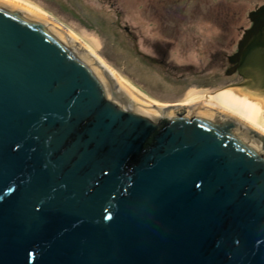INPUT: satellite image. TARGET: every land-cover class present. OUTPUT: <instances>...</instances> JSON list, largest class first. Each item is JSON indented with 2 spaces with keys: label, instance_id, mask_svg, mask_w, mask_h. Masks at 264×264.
Masks as SVG:
<instances>
[{
  "label": "water",
  "instance_id": "water-1",
  "mask_svg": "<svg viewBox=\"0 0 264 264\" xmlns=\"http://www.w3.org/2000/svg\"><path fill=\"white\" fill-rule=\"evenodd\" d=\"M249 18L231 87L264 97V6ZM190 106L142 102L0 0V264H264V137Z\"/></svg>",
  "mask_w": 264,
  "mask_h": 264
},
{
  "label": "rangeland",
  "instance_id": "rangeland-1",
  "mask_svg": "<svg viewBox=\"0 0 264 264\" xmlns=\"http://www.w3.org/2000/svg\"><path fill=\"white\" fill-rule=\"evenodd\" d=\"M25 1L61 22L124 79L172 106L231 87V80L216 78L214 66L223 69L237 53L252 27L250 13L264 6V0ZM157 47L167 53L157 54Z\"/></svg>",
  "mask_w": 264,
  "mask_h": 264
},
{
  "label": "bare ground",
  "instance_id": "bare-ground-1",
  "mask_svg": "<svg viewBox=\"0 0 264 264\" xmlns=\"http://www.w3.org/2000/svg\"><path fill=\"white\" fill-rule=\"evenodd\" d=\"M9 2H13L20 6H23L35 13L42 15L48 20L52 21L59 27H61L64 31H66L70 36H72L79 44H81L87 51L93 54L96 58H98L103 64H105L117 77L118 79L125 85V87L139 100L142 102L156 107H170L172 105H164L153 98H151L148 94L131 84L129 81L124 79L113 67L109 65L100 55H98L88 44H86L83 40H81L77 35L67 29L61 22L50 16L44 10L39 8L38 6L27 2L25 0H5ZM206 103L219 111L225 113L226 115L235 118L236 120L244 123L255 131L264 135V97L253 96L247 92H245L241 88H225L219 90L217 93L212 96H197L188 100L184 104H178L174 106L183 107L190 106L195 103Z\"/></svg>",
  "mask_w": 264,
  "mask_h": 264
},
{
  "label": "flooded vegetation",
  "instance_id": "flooded-vegetation-1",
  "mask_svg": "<svg viewBox=\"0 0 264 264\" xmlns=\"http://www.w3.org/2000/svg\"><path fill=\"white\" fill-rule=\"evenodd\" d=\"M162 49L163 48H161V47L154 48V50H156L157 54L162 53V54L165 55V53H167V52H166V50L163 51ZM229 57H231V56H229ZM229 57L227 58V62L225 63L226 65H225V67L223 69L220 70V69H218L217 65L214 66L215 67L214 69L216 70V78L223 77V78H225V80H231V82L228 85L237 86V85H240V84L244 83L245 80L240 76L238 71H235V68H236L235 65H231L229 63ZM160 64H162V63H160ZM199 110L200 109H197L196 107L193 108V106H183V107H179V110L177 111V114L179 116H184V115H186V114H188L190 112L191 113L192 112H197ZM253 131L258 136V137L254 136L256 141L262 142V138H259V136H263L264 137V135L259 133V132H257V131H255V130H253ZM263 146H264V144H263Z\"/></svg>",
  "mask_w": 264,
  "mask_h": 264
}]
</instances>
